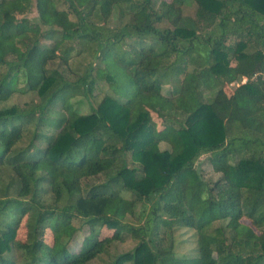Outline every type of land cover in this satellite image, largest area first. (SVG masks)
<instances>
[{
	"label": "trees",
	"instance_id": "trees-1",
	"mask_svg": "<svg viewBox=\"0 0 264 264\" xmlns=\"http://www.w3.org/2000/svg\"><path fill=\"white\" fill-rule=\"evenodd\" d=\"M0 71V104L37 96L0 108V170L14 176L0 184V264H87L124 237L134 247L108 264H264V0H0ZM98 82L111 94L94 101ZM73 220L87 231L76 251L62 239ZM176 230L189 255L174 253Z\"/></svg>",
	"mask_w": 264,
	"mask_h": 264
},
{
	"label": "rangeland",
	"instance_id": "rangeland-1",
	"mask_svg": "<svg viewBox=\"0 0 264 264\" xmlns=\"http://www.w3.org/2000/svg\"><path fill=\"white\" fill-rule=\"evenodd\" d=\"M166 1L169 2L170 0H166ZM56 7L59 10H64V9L67 10L66 5L63 3L57 4ZM182 12L184 15L191 17L194 13V8H193V6L184 5L182 7ZM20 17H25L29 20L34 19L36 17V12H35L34 7L32 6L30 8V10L26 14H24L23 16H16V18H18V19ZM69 18H71V15H69ZM92 19L94 21V18H92ZM162 27H168V25L163 23L161 26H158L157 28L161 29ZM41 28L43 29V27H41ZM87 61H88V56H86V57L85 56H78V57L75 56L72 59V61L69 62L70 63V69H74V68L81 69L84 67V65L86 64ZM231 65H234V63H231ZM56 67H58L57 62L54 63L53 65L49 66L48 68L54 69ZM67 71H70V70H67ZM188 71H190V68H188ZM243 80H241L239 85L244 83ZM34 82L35 81H33V83ZM237 85L238 84H231V85H228L227 87L223 85L222 88L224 90H226V92L228 93V92H231L233 89H235V87ZM170 90H172L171 87L165 86V87L161 88L160 92L163 96H168ZM93 93L95 96L94 101H98L104 95L110 96L111 91L107 88V86L104 83L98 82V84L96 86V90ZM212 93L214 94V91ZM213 94H211L209 92V93H206L203 97L205 100L208 101L211 99L210 97ZM36 101H37V96L34 92H30V93H26V94H15L7 102L0 104V108L1 107H9L12 105H15L18 107H23L26 104H29L31 102H36ZM70 104H71V107L74 109V111H76L78 114L84 115V114H87L89 112L88 102L84 98H74L71 100ZM150 115L156 124V128L160 129L162 126L161 120L158 117H156V115L153 113H151ZM29 138H30L29 134H26L21 139V142H19L15 146V149L25 148L29 143ZM33 143H34L33 145H35V146L42 147V148L44 147L43 143H40V142H33ZM159 149L160 150L168 149V146L164 143H161V144H159ZM195 169H197L198 176L204 181V183H207L210 185L212 183H214L215 181H217V179L220 177L219 174H216L211 170V167L209 166L208 161L205 157H200L197 160V162L195 164ZM9 179H14V176L12 175V173L8 169H1L0 170V184L6 183L7 181L9 182ZM9 193L11 194V192H9ZM39 202L43 206H47L51 203V199L46 198V197H40ZM142 211H145V209L142 208V206L140 204H137L134 208V212H135L134 216L135 217L128 215L125 217L124 221L131 223V224H135L137 222V220L140 219V213H142ZM28 222H29L28 216L25 215L22 218L20 224L18 225L15 240H17V242H19V243H25L26 225ZM241 222L247 224V221L244 219H242ZM70 227L72 228V231H74L71 234L72 237L71 238H64L63 237L62 238L63 244H64V247H67L71 251H76L79 247L78 245H79L80 240L82 239V237L84 235H86L87 231H86V228L83 227L78 220H73ZM112 233H113L112 230H102L100 237L101 238H108V237H111ZM189 237L191 238V233L182 232L180 230L175 231V234H174V253L177 256L189 255V252L187 250L189 248V246L185 245L183 242V241H186L187 239H189ZM42 239H44V241L47 244L53 243V235L49 229H46L45 234L43 235ZM134 245H135V243L133 241H131L128 237H124L122 239V241L112 242L111 245L107 247L106 251L103 254L99 255L98 257L91 260L87 264H108L114 256H116L117 254H120V253L130 251L134 247ZM4 256L6 258H12L16 261H19V259H18L19 254H18V252H14L13 249L9 253H4ZM16 263H19V262H16Z\"/></svg>",
	"mask_w": 264,
	"mask_h": 264
},
{
	"label": "built area",
	"instance_id": "built-area-1",
	"mask_svg": "<svg viewBox=\"0 0 264 264\" xmlns=\"http://www.w3.org/2000/svg\"><path fill=\"white\" fill-rule=\"evenodd\" d=\"M243 80V79H242ZM243 82H245V79L243 80Z\"/></svg>",
	"mask_w": 264,
	"mask_h": 264
}]
</instances>
